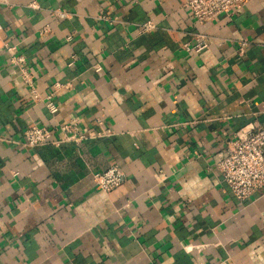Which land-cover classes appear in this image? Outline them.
Segmentation results:
<instances>
[{
  "label": "crops",
  "instance_id": "1",
  "mask_svg": "<svg viewBox=\"0 0 264 264\" xmlns=\"http://www.w3.org/2000/svg\"><path fill=\"white\" fill-rule=\"evenodd\" d=\"M10 1L0 130L21 140L31 124L83 115L113 133L35 148L0 140V264H264V190L239 200L213 160L242 126L264 125V0L202 24L186 0ZM198 35L208 47L186 49ZM4 42L26 56L36 98ZM114 164L127 179L97 189L93 173Z\"/></svg>",
  "mask_w": 264,
  "mask_h": 264
},
{
  "label": "built area",
  "instance_id": "2",
  "mask_svg": "<svg viewBox=\"0 0 264 264\" xmlns=\"http://www.w3.org/2000/svg\"><path fill=\"white\" fill-rule=\"evenodd\" d=\"M249 0H186L185 5L190 10L193 19L197 23H205L214 20L220 15L232 16L236 11L244 7ZM10 0H0V11L7 6H12ZM30 6H35L34 3ZM52 14L59 18H69L73 13L68 10L56 8ZM101 17L106 18L105 14ZM155 24L151 21L140 25L141 32L151 30ZM3 30L0 22V39ZM49 31L48 27L42 28L43 33ZM247 41L239 42V54L245 53ZM8 51L10 61L17 71L18 80L31 88L32 95L36 98L35 73L31 69L26 56L18 51L17 45L3 43ZM208 47L205 35H198V42L186 46L188 50L200 51ZM96 71L102 69L100 64H94ZM64 85L60 82L53 84L54 92L48 95L45 105L53 118L59 112V105L53 95L55 91ZM97 129L92 128L83 115L69 119L68 121H57L52 127L39 124H31L23 131L21 140L9 138L5 132L0 130V140L13 141L29 148H35L46 144L59 146L65 142L79 143L90 138L109 136L112 129L105 126L102 116L95 120ZM214 166L228 185L230 192L239 200H245L252 196L257 190H264V125L259 121L250 122L236 131L235 137L229 139L214 154ZM127 179L126 171L119 165L114 164L106 170L93 173V180L97 189L110 192L120 186ZM204 244L192 245L191 248L202 249Z\"/></svg>",
  "mask_w": 264,
  "mask_h": 264
}]
</instances>
